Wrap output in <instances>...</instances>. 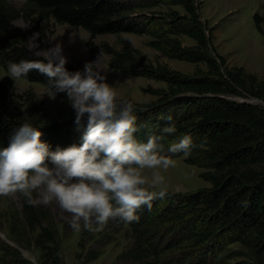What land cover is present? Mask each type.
Listing matches in <instances>:
<instances>
[{
  "label": "trees",
  "instance_id": "1",
  "mask_svg": "<svg viewBox=\"0 0 264 264\" xmlns=\"http://www.w3.org/2000/svg\"><path fill=\"white\" fill-rule=\"evenodd\" d=\"M32 13L38 15V22L82 27L93 50L98 36L134 33L147 35L148 46L167 58L196 64L192 75L184 74L168 65L148 63L142 51L125 40L121 49L101 44L112 68L167 84L153 90V102L130 100L137 117L136 140L146 143L159 137L161 154L172 159L183 156L187 164L203 168L202 177L211 183L196 192L168 190V196L153 201L151 210L138 211V221L117 220L120 226L128 225L134 238L133 247L120 257L123 264H223L229 255L244 259V264H264V106L249 101L264 102V80L244 67L229 65L215 43L217 27L202 19L200 2L26 0L20 11L10 0H0V68L6 69L9 62L43 59L30 50L27 34L14 23ZM253 20L264 36V14L254 13ZM182 37L193 43L184 44ZM23 79L48 83L36 70ZM61 94L65 93L56 95ZM6 96L7 86L0 82V102ZM24 122L0 106V147L7 146L12 132ZM169 124L176 128L171 135L163 132ZM33 126L42 132L41 140L49 150L55 151L82 143L87 118L79 125L72 117ZM185 134L193 140L190 154L169 152V146ZM46 162L52 166L50 160ZM22 201L26 228L39 232L35 244L43 251V264H67L52 213L24 197ZM233 244L239 248H232ZM0 250V264H31L15 247L5 244ZM90 255L89 259L97 257Z\"/></svg>",
  "mask_w": 264,
  "mask_h": 264
},
{
  "label": "clouds",
  "instance_id": "2",
  "mask_svg": "<svg viewBox=\"0 0 264 264\" xmlns=\"http://www.w3.org/2000/svg\"><path fill=\"white\" fill-rule=\"evenodd\" d=\"M66 63L57 43L44 52L42 60L7 64L12 80L26 78L32 70L46 76L44 94L54 98L65 93L77 124L87 118V131L79 145L50 151L41 140L42 132L29 122L22 123L7 146L0 147V196L19 193L29 204L55 201L71 214L69 224L77 231L81 220L88 231L102 230L110 220L138 221L139 210H151L153 201L169 195L159 187L165 182L159 170L173 167L174 160L159 151V137H150L146 143L136 140L134 104L119 97L94 63H86L83 71H69ZM163 132L171 135L176 128L169 124ZM192 148V137L185 134L169 146V152L187 156ZM146 169L153 170L150 179L143 174ZM93 217L95 227L90 223Z\"/></svg>",
  "mask_w": 264,
  "mask_h": 264
},
{
  "label": "rangeland",
  "instance_id": "3",
  "mask_svg": "<svg viewBox=\"0 0 264 264\" xmlns=\"http://www.w3.org/2000/svg\"><path fill=\"white\" fill-rule=\"evenodd\" d=\"M201 4V16L210 27L215 30V43L221 54L228 58L230 66L244 67L249 73L264 80V36L254 24L253 15L256 12L264 14V0H198ZM18 10H24L26 0H10ZM183 10L181 7H175ZM165 9V8H164ZM37 14L21 15L15 20V25L28 36V46L32 52L43 58L44 52L57 43L62 46V54L67 63L78 71H83L86 63H94L97 71L106 77L110 86L114 87L123 100H133L136 103L147 104L156 100L153 90L166 88L167 84L147 77H139L121 73L109 65V56L101 50V44L107 42L116 49L122 48V40L142 51L148 63L153 65H168L171 69L192 75L196 64L170 59L159 51L148 46L147 35L121 33L118 35H101L93 39L95 49L87 43L89 33L82 27L60 24L54 20L39 21ZM264 28V24H263ZM184 44L190 45L192 40L182 37ZM203 67V65H200ZM0 82L7 86V96L0 106L14 115H19L33 125L64 120L76 117L66 94L56 95L54 98L44 94L45 86L20 78L12 80L7 76L6 69L0 68ZM243 100V99H242ZM252 103L264 106V102L249 99ZM119 104V102H118ZM176 169L173 174L178 177L181 185L174 187L164 182L159 187L172 192H196L211 187L202 174L203 168L189 165L184 157L174 158ZM153 170H143V174L151 178ZM161 171V174L166 172ZM158 190V189H157ZM22 194L14 197L0 196V245L15 247L24 260L31 264H43V251L36 246L35 239L38 231L32 232L26 228L22 215ZM37 205L48 209L54 218L61 240V253L67 264H123L121 255L133 247L134 238L128 225L120 226L117 220H110L102 230L88 231L83 228V221H79L81 229H73L69 221L71 214L62 210L53 201L50 204L36 202ZM96 226L95 218L90 221ZM232 248L238 249V244ZM2 251L0 250V255ZM90 254H97L95 259H89ZM223 264H244L239 257L225 258Z\"/></svg>",
  "mask_w": 264,
  "mask_h": 264
},
{
  "label": "bare ground",
  "instance_id": "4",
  "mask_svg": "<svg viewBox=\"0 0 264 264\" xmlns=\"http://www.w3.org/2000/svg\"><path fill=\"white\" fill-rule=\"evenodd\" d=\"M172 172L174 174H177L176 172L179 171H177L176 169H171L162 173V175L165 178V182L170 183L171 185H175L174 187L181 185V182L180 183L178 182L179 181L178 177L172 175L173 174Z\"/></svg>",
  "mask_w": 264,
  "mask_h": 264
}]
</instances>
